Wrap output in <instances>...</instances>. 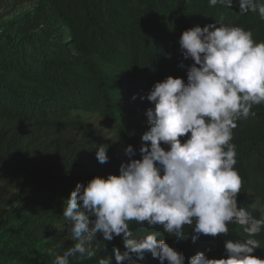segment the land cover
<instances>
[{
	"label": "trees",
	"instance_id": "16d2710c",
	"mask_svg": "<svg viewBox=\"0 0 264 264\" xmlns=\"http://www.w3.org/2000/svg\"><path fill=\"white\" fill-rule=\"evenodd\" d=\"M31 2V9L0 23V264H53L66 249L54 242L65 224L66 199L78 182L104 176L107 163L96 155L103 137L74 113H97L114 123L131 108L153 107L146 95L156 82L170 75L187 81L193 61L183 57L179 39L193 26L223 17L264 41V20L251 11L241 14L236 0L231 8L210 7L209 0H0L9 8ZM253 111L255 116L238 121L232 142L243 187L258 199L255 207L242 188L239 206L259 218L264 104ZM107 154L113 157L110 147ZM129 227L138 238L160 233L184 253L185 264L200 251L224 256L225 239H257L255 254L264 257V230L248 237L238 224H229L225 237L201 235L195 242L187 225V237L179 240L160 226L132 221ZM96 243L93 258L77 256L70 264H98L103 257L117 264L114 250L126 251L121 237L106 242L99 235ZM137 259L133 254L123 264ZM139 264L161 261L146 252Z\"/></svg>",
	"mask_w": 264,
	"mask_h": 264
},
{
	"label": "clouds",
	"instance_id": "9594fccd",
	"mask_svg": "<svg viewBox=\"0 0 264 264\" xmlns=\"http://www.w3.org/2000/svg\"><path fill=\"white\" fill-rule=\"evenodd\" d=\"M236 3L241 14L251 11L264 20L260 0ZM217 4L231 8L233 0H209L210 7ZM179 45L183 57L193 61L187 81L170 75L147 93L154 106L146 111L149 128L141 138V158L133 159L136 149L128 145L124 152L129 160L118 175L77 183L63 212L74 243L55 255L53 264H70L77 256L93 258L98 234L106 242L122 238L126 251L114 250L117 264L132 260L133 254L139 264L146 252L161 264H185L184 253L159 238L160 233L134 236L132 221L160 226L177 240L187 237V225L194 229L193 242L201 235L225 237L229 224L240 225L248 237L264 230V207L257 218L239 206L244 181L235 167L232 142L238 121L255 116L254 106L264 104V41L221 17L184 30ZM107 152L108 145L99 146L101 164L107 163ZM258 248L257 239H225L224 256L209 258L200 251L188 264H264V257L255 254ZM98 264H112L111 258Z\"/></svg>",
	"mask_w": 264,
	"mask_h": 264
},
{
	"label": "rangeland",
	"instance_id": "374dc122",
	"mask_svg": "<svg viewBox=\"0 0 264 264\" xmlns=\"http://www.w3.org/2000/svg\"><path fill=\"white\" fill-rule=\"evenodd\" d=\"M35 3H25L15 8H9L4 4H0V23L10 20L19 14L31 9ZM76 118L82 120L89 128L95 130L100 137H103V142L112 149L113 157L108 160L104 177L109 174H119L120 165L127 162L129 158L126 156L124 149L128 145H132L136 149L133 159L141 158L139 152L142 146V135L148 130L146 111L142 108H131L129 113L120 117L117 122H107L97 113L77 112L73 114ZM166 147V146H165ZM244 194L251 200L255 207L258 206L256 195L252 194L243 187ZM60 226L61 235L54 239L55 243L63 244L66 248L74 242L70 239V231L66 222ZM99 236V234H98ZM62 247V248H63ZM57 247L58 250L62 249Z\"/></svg>",
	"mask_w": 264,
	"mask_h": 264
}]
</instances>
